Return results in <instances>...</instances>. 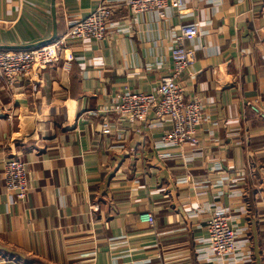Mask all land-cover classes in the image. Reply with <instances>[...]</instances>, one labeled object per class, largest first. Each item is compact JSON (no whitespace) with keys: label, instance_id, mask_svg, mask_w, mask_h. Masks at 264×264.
Instances as JSON below:
<instances>
[{"label":"crops","instance_id":"crops-1","mask_svg":"<svg viewBox=\"0 0 264 264\" xmlns=\"http://www.w3.org/2000/svg\"><path fill=\"white\" fill-rule=\"evenodd\" d=\"M103 4L106 40L74 44L72 62L31 79L0 76V264H264V119L247 105L264 114V0H185L163 20L133 18L125 0H0V50L53 43ZM190 24L196 61L179 83L202 108L199 144L166 147L170 122L119 124L112 110L170 76ZM13 159L24 203L5 188ZM220 210L237 238L224 259L207 236Z\"/></svg>","mask_w":264,"mask_h":264},{"label":"built area","instance_id":"built-area-1","mask_svg":"<svg viewBox=\"0 0 264 264\" xmlns=\"http://www.w3.org/2000/svg\"><path fill=\"white\" fill-rule=\"evenodd\" d=\"M185 0H125L129 14L135 18L145 13H155L165 19L166 12L173 9L181 13ZM113 9L107 4L99 6L91 15L76 23L66 35L53 43L27 51L0 50V76L9 82L20 78L31 79L39 71L53 68L60 61L72 62L71 47L87 41H104L108 37L109 23ZM180 34L175 37L170 49L173 69L170 76L163 78L159 87L150 93L127 92L120 96L113 108V114L119 124L146 125L154 118L160 122H170L171 128L163 135L166 147L181 148L189 143L199 144L197 130L202 122V108L199 102L186 100L185 89L179 83L182 76L195 63L193 50L186 48V42L194 41L199 30L196 25L180 27ZM264 42V29H263ZM66 53H69L66 56ZM260 114L256 104H247ZM108 120L102 125L104 135L111 134ZM6 191L14 194L20 202H26L29 186L25 165L17 159L8 161L4 167ZM146 223L153 226L154 218L148 214ZM207 236L210 250L216 258H227L236 251L237 238L230 220L222 210L215 212L208 221Z\"/></svg>","mask_w":264,"mask_h":264},{"label":"water","instance_id":"water-1","mask_svg":"<svg viewBox=\"0 0 264 264\" xmlns=\"http://www.w3.org/2000/svg\"><path fill=\"white\" fill-rule=\"evenodd\" d=\"M45 45H47V44H45ZM45 45H42V46H45ZM42 46H41V47H42Z\"/></svg>","mask_w":264,"mask_h":264}]
</instances>
